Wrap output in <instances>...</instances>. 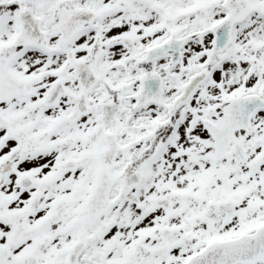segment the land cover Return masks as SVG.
I'll return each mask as SVG.
<instances>
[{"label":"snow or ice","instance_id":"snow-or-ice-1","mask_svg":"<svg viewBox=\"0 0 264 264\" xmlns=\"http://www.w3.org/2000/svg\"><path fill=\"white\" fill-rule=\"evenodd\" d=\"M0 264H264V0H0Z\"/></svg>","mask_w":264,"mask_h":264}]
</instances>
